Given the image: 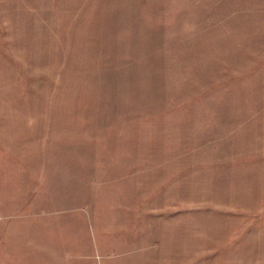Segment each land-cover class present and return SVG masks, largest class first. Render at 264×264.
<instances>
[{
    "label": "rangeland",
    "instance_id": "obj_1",
    "mask_svg": "<svg viewBox=\"0 0 264 264\" xmlns=\"http://www.w3.org/2000/svg\"><path fill=\"white\" fill-rule=\"evenodd\" d=\"M0 264H264V0H0Z\"/></svg>",
    "mask_w": 264,
    "mask_h": 264
}]
</instances>
